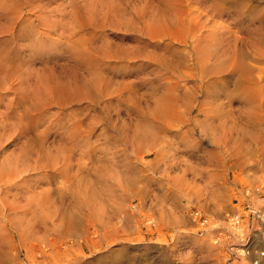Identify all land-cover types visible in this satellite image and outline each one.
<instances>
[{
  "label": "rangeland",
  "instance_id": "obj_1",
  "mask_svg": "<svg viewBox=\"0 0 264 264\" xmlns=\"http://www.w3.org/2000/svg\"><path fill=\"white\" fill-rule=\"evenodd\" d=\"M251 6L0 1V264H264Z\"/></svg>",
  "mask_w": 264,
  "mask_h": 264
},
{
  "label": "bare ground",
  "instance_id": "obj_2",
  "mask_svg": "<svg viewBox=\"0 0 264 264\" xmlns=\"http://www.w3.org/2000/svg\"><path fill=\"white\" fill-rule=\"evenodd\" d=\"M0 1H2L3 2V5L6 7V8H8L10 5L11 6H14V5H16L17 3H19L20 2V0H0ZM241 66V65H240ZM242 67V66H241ZM241 70H242V68H241ZM245 71H246V69H245ZM243 81V80H242ZM91 88H93V87H91ZM171 91V90H170ZM170 91H167L164 95H163V97L161 98V100H159L158 101V103H157V105H156V107H155V115L157 114L158 116H160V113H161V116H162V113H163V117H165L166 118V116H164L165 115V113H164V111L166 112V110L165 109H167V107H173V105L174 104H176L177 105V103H172L174 100H172V98H171V95L169 94V93H171ZM178 99V98H177ZM176 99V100H177ZM179 100H180V98H179ZM172 101V102H171ZM249 101V100H248ZM179 102V101H178ZM180 102H181V100H180ZM183 102V101H182ZM173 104V105H172ZM178 104H180V103H178ZM183 104V106H184V109H186V111H189V107L188 106H186V105H184V102L182 103ZM170 105V106H169ZM178 107V106H177ZM249 108V107H248ZM191 110V109H190ZM247 116H248V114H247ZM157 117V116H156ZM162 117V118H163ZM158 119H159V117H158ZM248 119V118H247ZM251 119V118H250ZM163 120H165V119H163ZM262 122V121H261ZM164 123V122H163ZM250 123V122H249ZM203 126H205V125H203ZM250 126V125H249ZM161 127H163L162 125H161ZM212 127V126H211ZM225 127V126H224ZM251 127V126H250ZM150 128V127H149ZM204 128V127H203ZM209 128V127H208ZM222 128V127H221ZM153 128H151V130H152ZM212 129V128H211ZM247 129V128H246ZM148 130V129H147ZM147 130H145L144 132H146ZM150 130V129H149ZM154 130V129H153ZM152 130V131H153ZM161 130V129H160ZM164 130V129H163ZM227 130H228V128H227ZM235 130V132H236V134L238 135V136H240V135H243V136H245V137H249V139H251V140H256V138H254L251 134H250V132H248L247 130H244V129H237V128H235L234 129V126H232L231 127V131L233 132ZM165 131V130H164ZM168 131V130H167ZM166 131V132H167ZM259 131V130H258ZM141 132V131H140ZM150 132V131H149ZM165 132V133H166ZM227 132V131H226ZM230 132V131H229ZM263 132V131H262ZM155 133V132H154ZM154 133L153 134H151V135H154ZM155 135H157V134H155ZM215 135V134H214ZM262 135V134H261ZM147 136V135H146ZM158 136V135H157ZM229 136V135H228ZM142 137V136H141ZM148 137H150V135L148 136ZM156 137V136H155ZM155 137H153V138H155ZM263 137V136H262ZM219 138V137H218ZM229 138V137H228ZM231 139V138H230ZM247 139V138H246ZM258 139V138H257ZM225 140V139H224ZM235 140V139H234ZM158 141V140H157ZM151 143H152V140L150 141ZM248 142V141H247ZM143 143V142H142ZM249 143V142H248ZM250 143H252V142H250ZM113 144V143H112ZM145 144V143H144ZM226 144V143H225ZM147 145V144H146ZM237 145V144H236ZM253 145V144H252ZM150 146V145H149ZM238 146V145H237ZM143 147V146H142ZM141 147V148H142ZM161 147H163V146H161ZM243 147H244V145H243ZM224 148H226V147H224ZM223 148V149H224ZM232 148H233V146H232ZM242 148V147H241ZM147 149V148H146ZM155 149V148H154ZM243 149V148H242ZM143 150V149H142ZM145 150V149H144ZM227 150V149H226ZM241 150V149H240ZM244 150H246V149H244ZM237 151H239L238 149H237ZM150 153V152H149ZM233 154V153H232ZM240 154V153H239ZM243 154V153H242ZM229 156V155H228ZM230 156H231V154H230ZM233 156V155H232ZM242 156H244V154L242 155ZM233 158H234V156H233ZM231 161V160H230ZM232 161H234L233 159H232ZM236 162V161H235ZM241 162V161H240ZM25 163V162H24ZM14 165V164H13ZM239 165V164H238ZM237 166V165H236ZM24 167V166H23ZM233 168V167H232ZM127 179H129V178H127ZM123 181V180H122ZM125 184H126V182H125ZM63 211V210H62ZM262 256H264V254H262L261 255V257ZM261 260L262 259H260V262H261ZM252 261V260H251ZM262 263V262H261Z\"/></svg>",
  "mask_w": 264,
  "mask_h": 264
},
{
  "label": "clouds",
  "instance_id": "obj_3",
  "mask_svg": "<svg viewBox=\"0 0 264 264\" xmlns=\"http://www.w3.org/2000/svg\"><path fill=\"white\" fill-rule=\"evenodd\" d=\"M261 12H264V0H252V6L248 10H244V13H246L249 17L256 15L257 13L261 14ZM108 70V69H107ZM222 93H226L228 91V87L225 85H220ZM145 90H149L148 88H145ZM225 97L222 95L221 99H224Z\"/></svg>",
  "mask_w": 264,
  "mask_h": 264
},
{
  "label": "built area",
  "instance_id": "obj_4",
  "mask_svg": "<svg viewBox=\"0 0 264 264\" xmlns=\"http://www.w3.org/2000/svg\"><path fill=\"white\" fill-rule=\"evenodd\" d=\"M194 216L197 218H199V220H201L202 219V217L200 216V213H194ZM207 222V220H204L203 221V225L205 224ZM236 224H239V222H240V219H239V217H237V218H235V221H234Z\"/></svg>",
  "mask_w": 264,
  "mask_h": 264
}]
</instances>
